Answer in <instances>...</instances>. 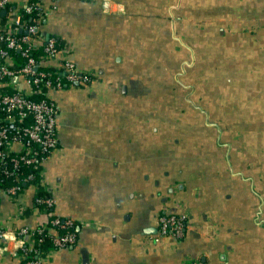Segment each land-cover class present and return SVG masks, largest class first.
Here are the masks:
<instances>
[{
	"label": "crops",
	"instance_id": "obj_1",
	"mask_svg": "<svg viewBox=\"0 0 264 264\" xmlns=\"http://www.w3.org/2000/svg\"><path fill=\"white\" fill-rule=\"evenodd\" d=\"M55 4L39 32L97 79L51 92L53 211L80 225L42 264H264V0ZM164 210L188 226L154 241ZM14 213L0 197V222Z\"/></svg>",
	"mask_w": 264,
	"mask_h": 264
},
{
	"label": "built area",
	"instance_id": "obj_2",
	"mask_svg": "<svg viewBox=\"0 0 264 264\" xmlns=\"http://www.w3.org/2000/svg\"><path fill=\"white\" fill-rule=\"evenodd\" d=\"M55 1L44 8L41 0H0V11H5L0 20V197L15 205L13 216L0 222V255L13 246L19 264H42L55 249L74 244L76 233L69 228L80 225L53 211L56 192L45 163L58 146L59 107L51 92L76 83L89 85L97 76L94 70L79 67L56 36L39 32L40 19L54 12ZM33 9L39 15L24 21V13ZM29 189L27 204L24 196ZM26 214L35 218L33 226L17 224ZM188 222L186 211L164 210L156 217L151 239L180 238ZM44 235L51 244L40 252Z\"/></svg>",
	"mask_w": 264,
	"mask_h": 264
},
{
	"label": "trees",
	"instance_id": "obj_3",
	"mask_svg": "<svg viewBox=\"0 0 264 264\" xmlns=\"http://www.w3.org/2000/svg\"><path fill=\"white\" fill-rule=\"evenodd\" d=\"M31 1H35V0H31ZM39 15V10L38 9H33L31 13L25 14L23 15L24 21H33V19ZM41 20V19H40ZM61 42V41H60ZM95 74L97 75V73L95 72ZM70 230L74 231L76 233V237H77V224H75L74 226L69 228ZM50 237L45 236L43 238V242L41 243L40 246H38V250L41 252L43 251L47 246H49L51 244V241L49 239Z\"/></svg>",
	"mask_w": 264,
	"mask_h": 264
},
{
	"label": "rangeland",
	"instance_id": "obj_4",
	"mask_svg": "<svg viewBox=\"0 0 264 264\" xmlns=\"http://www.w3.org/2000/svg\"><path fill=\"white\" fill-rule=\"evenodd\" d=\"M91 70H93V69H91Z\"/></svg>",
	"mask_w": 264,
	"mask_h": 264
}]
</instances>
